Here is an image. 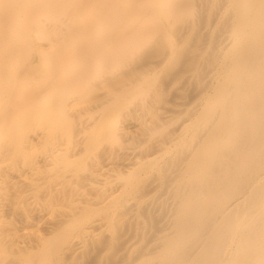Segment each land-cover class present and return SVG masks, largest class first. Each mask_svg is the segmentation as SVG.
<instances>
[{
    "label": "bare ground",
    "instance_id": "6f19581e",
    "mask_svg": "<svg viewBox=\"0 0 264 264\" xmlns=\"http://www.w3.org/2000/svg\"><path fill=\"white\" fill-rule=\"evenodd\" d=\"M0 264H264V0H0Z\"/></svg>",
    "mask_w": 264,
    "mask_h": 264
}]
</instances>
